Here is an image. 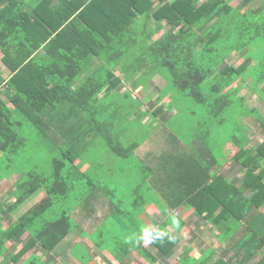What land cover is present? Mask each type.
<instances>
[{"label": "trees", "instance_id": "16d2710c", "mask_svg": "<svg viewBox=\"0 0 264 264\" xmlns=\"http://www.w3.org/2000/svg\"><path fill=\"white\" fill-rule=\"evenodd\" d=\"M231 1L0 0V160L8 161L0 166L20 175L9 196L15 201L0 202V264H39L34 246L53 251L73 229L72 211L92 192L114 203L124 169L119 161L134 156L146 138H135L148 124L132 90L150 76L162 78L163 91L170 88L163 95H169L168 107L180 106L178 116L194 108L182 107L184 96L204 105L196 111L206 119L211 107H231L233 96L246 104L238 96L240 82L251 79L256 87L264 81V58L250 57L247 47L255 38L264 39V0ZM251 4L257 5L243 13ZM245 50L240 64L228 63L233 52ZM124 80L134 87L121 94ZM113 99L127 104L108 107ZM259 122L264 133V121ZM234 127L227 124L224 135L214 125L209 129L213 136L240 139L233 158L244 168L243 183L213 174L212 162L190 155V171L203 178L195 185L193 180L176 204L187 202L220 233L243 223L251 233L243 244L254 253L264 247V139L254 146ZM31 139L54 152L49 173L30 170L26 176L18 166ZM38 151L28 155L34 158ZM185 167L183 161L173 166L182 177ZM58 207V216L51 218ZM161 231L150 230L129 251L140 249L146 239L159 250L174 247L173 234ZM258 264H264V255Z\"/></svg>", "mask_w": 264, "mask_h": 264}, {"label": "crops", "instance_id": "0c3cea01", "mask_svg": "<svg viewBox=\"0 0 264 264\" xmlns=\"http://www.w3.org/2000/svg\"><path fill=\"white\" fill-rule=\"evenodd\" d=\"M245 52L246 50L241 55L233 52V57L230 59L236 57L234 61L240 59L241 63ZM231 60H228L229 64H240ZM240 83L238 94L245 98V103L248 102V105L236 113V120H231L230 114L221 111L219 107H211L213 114L207 119L196 111L199 109L194 108L178 116L180 107H147L146 111L141 107L142 118L148 115L145 120H142L144 124L151 123L156 117L165 124V130L151 133L137 147L134 156L119 161L124 168L120 171V176L128 174L134 177L136 182L129 190L131 198L129 195L115 194L113 203L110 198L101 193L104 196L98 198L100 204L96 206L108 208L109 211L105 209L103 212L99 211L97 229L93 227L95 230H102L101 235L104 237L103 229L109 219L108 216L114 215L116 218L114 223L120 222V229L124 234L133 235L129 238L132 242L129 243L127 242L129 239H123V243L117 245V248L123 251L117 252L115 245H101L103 242L91 240L89 236H81V232L74 231L75 228H73L64 238H71V244L68 246H59L55 252H47L39 244L34 246L33 251L40 258L39 264H258L264 255V247L250 253L242 240L251 233L246 234L247 228L243 223L234 231L220 233L219 228L208 222L202 214L195 212L187 202L176 204L191 188L193 180L195 185L203 178V175H195L194 170L190 171L187 165L190 155L212 162L213 174H222L229 182L237 186L243 183L244 168L233 158L237 151L236 142H240V139L233 134L230 136L233 138L222 136L224 135L222 129L226 128L227 124H233L236 130L241 129L236 132L242 134L243 138L250 139V144L258 145L264 139V133L259 128V120L264 121V98H261L254 88L249 89L251 79ZM258 88L264 91V81L257 82L256 89ZM103 94L99 95V98ZM244 109H246L245 112ZM187 119L189 128L183 129ZM173 120L177 122L173 124ZM156 121L152 124L154 125ZM213 125L219 129L216 132L222 134L221 136L210 134L209 128ZM181 161L186 166L183 171L184 177L176 168H173ZM129 164L130 167H127ZM14 175L17 177L14 181L16 183L20 175ZM9 178L0 182V196H3V189L9 185ZM13 190L14 188L5 192L8 194L6 199L15 198L9 197ZM99 193L94 191L89 195L92 199L88 205L93 203V199H97ZM130 200L131 203H129ZM127 201L129 206L126 204ZM122 209L124 213H120ZM128 209L133 211L128 212ZM114 211L116 212L113 213ZM84 215H86L85 212ZM121 215L125 217L128 215L130 218L121 220ZM90 223L93 224L92 221ZM86 227L89 231L88 223ZM157 227L162 229L163 235L173 234L172 236L176 239L174 247L167 251L159 250L151 246L146 239L142 242L140 249L133 248L129 251V248L133 247L143 235L149 234L150 230ZM27 236L26 233L23 240H26ZM76 244H82L87 249L89 259L83 262V258L80 259L73 253L72 248ZM17 245L21 244L15 246Z\"/></svg>", "mask_w": 264, "mask_h": 264}, {"label": "rangeland", "instance_id": "374dc122", "mask_svg": "<svg viewBox=\"0 0 264 264\" xmlns=\"http://www.w3.org/2000/svg\"><path fill=\"white\" fill-rule=\"evenodd\" d=\"M241 1L242 0H232L231 2L234 5H238ZM258 2H259V0L257 1V4H258ZM257 4H255V5H257ZM254 6H252V4H251V5H247V6L243 7L242 12L250 14V12H252V10H253L252 8ZM249 7H251V8H249ZM160 25H163V22H160ZM165 27L166 26H164V28ZM249 45L250 46H247V47L248 48L250 47V51H251V54H249L250 57H252V56H254V54H256V55H258L259 60H260V58L261 59L264 58L263 57V55H264V39H262L260 37L255 38V39L250 41ZM1 56H2V53L0 52V57ZM235 59H236V57L233 58L232 60L229 57L227 60H229V61L231 60V62H234L236 64L240 63V59L238 61H234ZM255 60H257V58ZM2 72H3V76H6L4 69H2ZM122 85H123V88H122V90H120L121 94L125 93L127 90L132 89L133 81L132 80H124ZM164 86H165V82L162 80V78L160 76H157L155 78L153 76H150V78L146 82H144L142 85H139V87L133 86L135 89L132 90V92H133V95L142 102V107L145 111L147 110V107H154L156 104L157 105L162 104L163 107H168L169 106L168 103L170 102V98H169V95L164 97L163 92L165 93L168 90L170 91V88L167 87V89H165L166 91H163ZM206 88H207V86H206ZM253 88L255 90H257V93L261 98L262 97L264 98V91L260 88L256 89L255 82L253 85L249 86L250 90H253ZM104 91L105 90L102 89L101 92L99 93V95L103 94ZM238 96H240V95L238 94ZM181 101H182V107H194V108L199 109V110L201 109V107H204V105H202V104H198L195 101L193 102L187 96H184V98ZM107 102H108V107H122V104H127V101L122 100V99L107 100ZM247 105H248V102H246V104L243 105L237 96H233V104L231 107L226 109V114H230L231 120H236L235 119L236 113L239 110L243 109V107H246ZM127 107H135V105L127 106ZM245 111H246V109H244V112ZM146 113H145V115H146ZM147 116L142 118V120H145L147 118ZM156 120H158V122ZM154 121H156V122L153 125L152 123ZM164 125L165 124L162 121L155 118L153 121H151V123L144 126L142 129L138 130L137 134H135L136 135L135 138H137L138 136L141 137L143 135H146V137H147V136H150V134L153 133L154 131L165 130ZM40 138H41V136H38V135H34L32 137V139H34L36 141L40 140ZM32 139L27 144L28 150L19 155L20 160L17 161L18 166H20L21 169H23V172H25V174L27 172H29L30 170H37L38 172L48 171V173H49V171H51V169H52V157H53L54 152L48 151L47 148H45L44 146L32 143L31 142ZM126 142H127V140H126ZM102 145H104V147L106 148V145L104 144V142L102 143ZM36 149L37 150L39 149V151L37 153H35L34 158L32 157V154L28 155L30 150H36ZM5 158H7V157H5ZM4 159L0 160V164H1L2 160L4 162V163H2V165H5L6 163H8V161H5ZM2 165L0 166V182H3L10 177L9 178L10 183L7 187H5L3 189L2 193H4V194H3V196H0V202H5V204H10V203H13V201H15L14 200L15 198H12L11 200L6 199L7 198L6 195H8V194L5 192L8 189L12 190L15 187L14 181L17 177L14 174L11 175L10 173H7L6 170H3ZM127 167H130V164ZM26 176H27V174H26ZM133 178L134 177H132L128 174H123L121 176L122 183H120V181L116 179L120 183V185H118L119 183L116 182L118 188L120 189V191H119L120 194H122L123 196H126V195L130 196L129 190L131 189L132 185L136 184L135 179H133ZM44 194H45V191L43 189L42 191H40V193H38L39 196L34 198V201L32 200V203H34L35 201L40 199ZM89 194H90V192L87 193V195H89ZM101 196H104V195L99 193L97 196V199H93L92 200L93 203L90 205H88V202L91 201L90 199H92V198L89 196L86 197L83 200L82 204L77 206L76 209L74 211H72V213H71L72 222H73L72 226H73V228H75L74 231L78 230L79 232H81V234H80L81 236H89L91 238V240H97L98 242H103L101 245H104V246H114L115 245V250L117 252H122L123 250L121 248H117V245H120L121 243H123L124 240L133 237V235H130L129 233L124 234V232L120 229V227H121L120 222L114 223V219H116L114 215L108 216L109 219L106 223V226H104V229H103L104 230V237H102V235H101L102 230H99V229L95 230L94 229L98 225L99 211L103 212L104 209H105V211H109L108 208H104V207L98 208V206H96V205L100 204V202H98V200H99L98 198ZM130 198H131V196H130ZM74 202H75V200L73 201V203ZM129 203H131V200L129 201ZM126 204L129 206L128 201L126 202ZM54 212H60L59 207L53 208V214H51V216H52L51 218H55L56 216H58V215H55ZM84 212L86 213V215H84ZM115 212L116 211H114L113 213H115ZM120 213H124V210L122 209L120 211ZM120 217L122 218L121 220H124L126 218H130V216H128V215L126 217L124 215H121ZM90 221H92L93 224H91ZM86 223H88V225H89V228H90L89 231L86 230V228H87ZM1 224L6 225L4 221H2ZM85 231H87V232H85ZM70 239H68V238L64 239L61 243H59V245L53 251L54 252L57 251L59 249V246L65 247V246L70 245L71 244ZM97 241H95V242H97ZM127 242L131 243L132 239H129ZM20 246L21 245L15 246L14 252L19 250ZM72 249H73V253L75 255H77L80 259L83 258V262L90 258L87 249L82 244H76L75 247ZM8 264H12V262H10Z\"/></svg>", "mask_w": 264, "mask_h": 264}]
</instances>
